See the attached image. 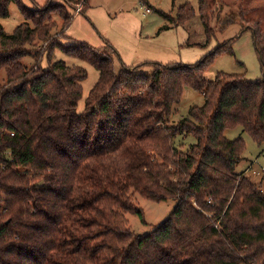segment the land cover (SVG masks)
I'll use <instances>...</instances> for the list:
<instances>
[{"label": "trees", "instance_id": "trees-1", "mask_svg": "<svg viewBox=\"0 0 264 264\" xmlns=\"http://www.w3.org/2000/svg\"><path fill=\"white\" fill-rule=\"evenodd\" d=\"M89 1L30 8L0 0V17L10 3L23 17L11 34L0 25V264H264V191L235 172L244 139L224 134L241 127L264 144V29L241 19V32L253 34L259 79L220 72L208 81L207 64L218 52L233 54L234 38L193 65L135 66L107 40L93 48L53 38L55 17L65 31L73 4L84 10ZM197 3L210 35V0ZM194 14L185 4L169 20L176 26ZM55 49L98 72L81 111L87 71L54 60ZM25 57L34 64L26 67ZM185 87L201 92L204 103L169 123ZM187 135L195 142L183 150ZM134 194L176 205L152 231L135 234L126 214L145 220Z\"/></svg>", "mask_w": 264, "mask_h": 264}, {"label": "rangeland", "instance_id": "rangeland-1", "mask_svg": "<svg viewBox=\"0 0 264 264\" xmlns=\"http://www.w3.org/2000/svg\"><path fill=\"white\" fill-rule=\"evenodd\" d=\"M22 1L25 6L31 8L36 5L43 6L47 0ZM185 4H189L195 14L186 22L175 26L169 19L175 18L178 8ZM210 7L209 25L212 33L207 35L198 14L197 0H90L89 7L84 10L81 4H73L76 14L65 31H62L61 19L55 17L56 26L52 35L63 44L76 41L93 48H100L107 40L117 50L121 61L128 66H135L144 61L193 65L205 58L219 44L234 38L233 54L216 53L204 70L205 78L212 81L222 72L242 75L248 80L259 79L261 64L255 50L253 34L250 29L241 32V19L244 17L257 20L259 27L264 29V0H210ZM146 8L150 9V13H145ZM78 9L83 11L76 12ZM21 22L23 17L17 6L10 3L8 15L0 17L4 32L11 34ZM32 47L39 50V54L44 49L40 41H36ZM53 59L62 60L67 65L81 66L87 71V77L81 83L82 96L77 106L78 111H81L84 99L97 81L98 72L88 63L66 56L58 49L53 51ZM22 62L26 67L34 64L32 57H25ZM41 65L46 66L44 53ZM119 67L120 63L115 61V70L118 71ZM139 69L143 73L151 72L148 66ZM3 76V73H0V82ZM203 103L201 92L185 87L180 101L173 105L167 121L176 124L188 116L191 107L201 106ZM224 134L231 140L239 136L244 139L243 159L235 167V172H244L254 183H260L264 191V144H257L250 135L242 132L241 127L225 130ZM182 140L183 150L195 142L191 135ZM132 199L134 205L142 208L145 222H141L135 214H126V219L129 228L139 235L148 233L160 225L176 205L175 199L154 202L137 194H134Z\"/></svg>", "mask_w": 264, "mask_h": 264}, {"label": "built area", "instance_id": "built-area-1", "mask_svg": "<svg viewBox=\"0 0 264 264\" xmlns=\"http://www.w3.org/2000/svg\"><path fill=\"white\" fill-rule=\"evenodd\" d=\"M78 11H79V9L76 10V12H78ZM145 13H150V9H149V8H146V9H145Z\"/></svg>", "mask_w": 264, "mask_h": 264}, {"label": "crops", "instance_id": "crops-1", "mask_svg": "<svg viewBox=\"0 0 264 264\" xmlns=\"http://www.w3.org/2000/svg\"><path fill=\"white\" fill-rule=\"evenodd\" d=\"M150 7V6H149Z\"/></svg>", "mask_w": 264, "mask_h": 264}]
</instances>
